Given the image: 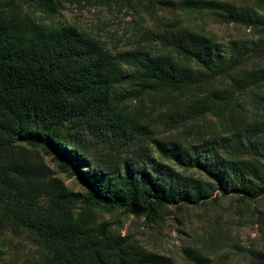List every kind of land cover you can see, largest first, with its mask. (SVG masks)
Listing matches in <instances>:
<instances>
[{
	"label": "trees",
	"instance_id": "obj_1",
	"mask_svg": "<svg viewBox=\"0 0 264 264\" xmlns=\"http://www.w3.org/2000/svg\"><path fill=\"white\" fill-rule=\"evenodd\" d=\"M188 2L221 22H244L264 45V9ZM63 8V0H0V231L33 234L46 264H165V257L99 222L97 211L160 224L170 206L205 205L217 189L243 200L264 196V108L240 121L234 116L237 96L261 87L264 76L243 69V54L224 57L216 37L188 28L150 32L152 47L125 56V69L89 33L34 17ZM219 81L225 85L214 87ZM123 87L142 102H162L174 129L199 127L210 115L219 131L193 143L153 137L118 101ZM99 146L104 152L93 156ZM41 151L87 194L56 177ZM196 158L206 177L165 163L186 170ZM249 253L264 264V252Z\"/></svg>",
	"mask_w": 264,
	"mask_h": 264
},
{
	"label": "rangeland",
	"instance_id": "obj_2",
	"mask_svg": "<svg viewBox=\"0 0 264 264\" xmlns=\"http://www.w3.org/2000/svg\"><path fill=\"white\" fill-rule=\"evenodd\" d=\"M67 1L63 0L64 8L54 16L35 12L34 17L49 26H74L89 33L105 44L125 69H128L123 60L125 56L152 47L150 32L165 27L188 28L216 37L224 57L243 54V69L260 71V76H264V54H261L264 45L253 28L244 22H221L212 11L189 4L190 0ZM214 1L234 3L245 11L264 9V0ZM224 83L219 81L213 86L222 87ZM127 89L123 87L118 93V101L155 131L153 137L186 138L187 143H193L209 131H219L216 119L210 115L196 124L199 127L174 129L166 124L168 119L163 116L165 105L162 102L148 97L142 102L138 97L129 96ZM260 96L264 97V81L261 87L240 93L234 102L235 119L240 121L243 117L263 113L264 102ZM104 149L99 146L91 154L97 156ZM40 155L71 191L82 196L87 194L82 182L62 172L52 156L43 151ZM165 163L178 173L206 177L202 170L204 162L197 158L186 170L175 163ZM76 207L79 210L81 204ZM97 213L99 222L109 223L114 232L129 235L146 251L165 257V264H212L218 258H223L226 264H256L249 250L264 252V196L243 200L239 193L217 189L205 205L170 206L165 221L160 224H150L145 218L122 211L106 213L99 210ZM43 254L30 232L0 231V264H46Z\"/></svg>",
	"mask_w": 264,
	"mask_h": 264
}]
</instances>
